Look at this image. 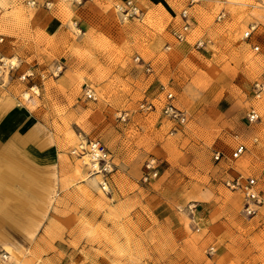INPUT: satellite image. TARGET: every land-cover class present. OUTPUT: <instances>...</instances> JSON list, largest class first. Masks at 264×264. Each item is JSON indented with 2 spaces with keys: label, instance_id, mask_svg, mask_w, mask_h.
I'll use <instances>...</instances> for the list:
<instances>
[{
  "label": "rangeland",
  "instance_id": "obj_1",
  "mask_svg": "<svg viewBox=\"0 0 264 264\" xmlns=\"http://www.w3.org/2000/svg\"><path fill=\"white\" fill-rule=\"evenodd\" d=\"M188 6L0 0V127L20 111L50 153L32 163L24 151L35 185L0 196L18 205V222L0 223V264H264V98L253 93L264 84V0H199L177 43ZM85 85L94 101L83 100ZM163 88L187 115L175 133ZM145 103L155 109L142 112ZM94 140L114 167L108 193L85 146ZM239 144L246 151L233 160ZM152 159L157 176L143 183ZM238 177L256 181L253 216L228 187Z\"/></svg>",
  "mask_w": 264,
  "mask_h": 264
},
{
  "label": "built area",
  "instance_id": "obj_2",
  "mask_svg": "<svg viewBox=\"0 0 264 264\" xmlns=\"http://www.w3.org/2000/svg\"><path fill=\"white\" fill-rule=\"evenodd\" d=\"M199 0H189V6L184 8L179 15L180 26L177 30L173 32V37L177 43H184L188 38L192 30L191 16L189 13V8L193 4H197ZM251 30H254L253 28ZM250 35V32L247 33L246 37ZM197 49L203 48L205 45L203 41H198L196 44ZM138 60V59H137ZM2 67H6V64L3 62V59H0V70ZM150 70V67H147V71ZM253 93L257 99L264 98V84L257 82L254 85ZM163 101L161 104V114L172 124L171 132L175 133L177 127H182L187 123V115L183 111L176 108L174 105V95L171 91L162 89ZM83 100L85 101H94L95 94L93 89L85 85L82 91ZM139 109L142 112H152L155 109V106L152 103L142 104ZM247 120L250 124L256 123L259 121V115L255 109H251L247 114ZM86 149L91 155L92 159V172L102 176L103 182L102 187L105 192L109 191V183L111 176L114 172V167L111 162L110 154L107 148L102 144L101 141H89L85 143ZM82 148V147H80ZM81 150V149H80ZM246 151L244 145L239 144L235 151L232 153L231 158L233 160L241 157ZM73 154H77V151H74ZM220 159V153H216L215 160ZM157 176V169L155 161L149 160L145 165V172L142 176V182L148 183L151 179H155ZM228 187L232 190L240 191L246 198V204L244 212L247 216H253L257 208L261 205V199L257 192L256 181L252 178L243 179V177H238L231 183H228Z\"/></svg>",
  "mask_w": 264,
  "mask_h": 264
},
{
  "label": "crops",
  "instance_id": "obj_3",
  "mask_svg": "<svg viewBox=\"0 0 264 264\" xmlns=\"http://www.w3.org/2000/svg\"><path fill=\"white\" fill-rule=\"evenodd\" d=\"M29 120L20 111H15L6 115V121L0 127V139H6V143L0 144L2 145V147L0 146V175L3 178V181L1 180L0 182V190H2V194L5 192V187L11 184L17 185L21 183L28 187L35 185L31 179L33 177L31 173L35 171L32 167H25V161L22 159L25 156H23L24 151L30 153L31 158L27 161L32 163H39V160L41 161L40 156H50L45 135L39 132ZM8 133H10L9 137L6 138ZM97 181L98 179L95 180V183ZM4 206L6 205H0V223H3L4 220L17 223L16 210L18 205L14 204V206H11L14 209L11 214L6 211Z\"/></svg>",
  "mask_w": 264,
  "mask_h": 264
},
{
  "label": "bare ground",
  "instance_id": "obj_4",
  "mask_svg": "<svg viewBox=\"0 0 264 264\" xmlns=\"http://www.w3.org/2000/svg\"><path fill=\"white\" fill-rule=\"evenodd\" d=\"M5 154V153H4ZM8 157V156H7ZM87 157V156H86ZM86 157H84V159H86ZM2 159V158H1ZM6 159V158H5ZM86 161V162H85ZM84 161V165L85 164H88L89 162L87 161V159ZM27 167V166H26ZM31 170V169H30ZM30 173V172H29ZM32 174V173H31ZM27 177V176H26ZM25 178V177H24ZM97 178H99V176L97 177ZM3 178L1 177V175H0V182H1V180H2ZM29 179V178H28ZM9 180V179H8ZM3 181V180H2ZM33 181V180H32ZM0 187H1V185H0ZM2 195V190H0V196ZM5 207V209H6V211L8 212V213H10L11 214V211H14V209L12 208V207H8L7 205L6 206H4ZM16 209V208H15ZM4 250H5V252L9 255V256H11V258H15L16 256H15V254L12 252V249L11 248H9V247H6V248H4ZM6 258H7V256H6ZM16 263L17 264H21V262H20V260H18V262L16 261Z\"/></svg>",
  "mask_w": 264,
  "mask_h": 264
}]
</instances>
